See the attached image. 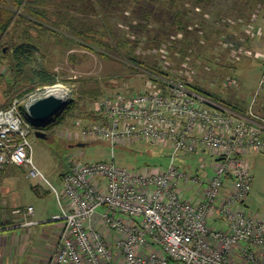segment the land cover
<instances>
[{
  "label": "built area",
  "instance_id": "obj_1",
  "mask_svg": "<svg viewBox=\"0 0 264 264\" xmlns=\"http://www.w3.org/2000/svg\"><path fill=\"white\" fill-rule=\"evenodd\" d=\"M251 27L248 22L249 34ZM252 56L263 71L244 115L178 76L159 78L154 89L98 99L92 110L97 120L78 122L75 135L112 149L121 141L163 142L172 148L171 163L163 170L132 172L113 161L81 163L69 157L62 194L34 162L30 138L36 121L28 107L48 96L52 86L38 96H14L0 107V172L19 167L26 179L45 182L57 198L60 211L51 221L60 228L45 264H264V203L257 211L246 205L252 182L246 156L264 153V116L254 109L264 98V50ZM236 83L230 77L226 86ZM68 96L69 91L63 102ZM179 151H208L211 173L200 176L175 165ZM12 211L23 225L40 222L30 218L33 206ZM211 216L225 226H210Z\"/></svg>",
  "mask_w": 264,
  "mask_h": 264
},
{
  "label": "rangeland",
  "instance_id": "obj_2",
  "mask_svg": "<svg viewBox=\"0 0 264 264\" xmlns=\"http://www.w3.org/2000/svg\"><path fill=\"white\" fill-rule=\"evenodd\" d=\"M63 2L45 3L40 6L46 12L44 16L34 17L25 6H17L13 0H0V27L10 20L6 34L0 39V49L4 50L0 52V107L20 94L23 99L38 96L46 86L55 83L67 89L70 102L74 101V107L63 119L37 126L41 129L35 130L44 132L45 137L34 133L30 137L34 162L60 193L69 157L81 163L113 161L132 172L163 170L170 165L172 148L163 142L121 141L112 149L104 141L75 135L77 124L91 122L89 115L101 97L154 89L155 84H160L148 75L151 69L156 72L155 67L161 66L168 73L157 78L182 77L218 98L220 105L230 102L247 112L263 67L261 61L251 56L262 51L263 46L261 39L257 43L254 39L242 41L243 30L247 29L246 16L251 12L250 17L255 15L254 28L256 24H264V0H205L200 5L191 0H84L76 3L77 8L62 5ZM176 12H181V16L177 17ZM59 15L71 18L69 22L74 18L75 26L84 31L86 38L77 40L63 27L56 29L54 24L59 22ZM178 19L188 30L177 28ZM48 23L56 26V31L46 28ZM173 43L175 48L170 49ZM20 44L29 45L30 51L18 66L14 50ZM97 46L104 55L93 49ZM179 49L183 51L178 52ZM130 56L138 60L140 67L130 66L127 58ZM40 70L54 81L39 79ZM230 77H237L234 86H226ZM261 101L264 98H259L254 109L264 116L259 107ZM211 161L208 151H179L174 157L175 165L200 176L211 173ZM246 161L252 175L246 205L257 211L264 203V153H251ZM20 170L24 176V170ZM11 175L15 182L11 190L15 203L33 204L43 214L37 218L40 222L34 230L30 233L23 230L20 235H31L27 258L33 262L27 264H40V258L54 242L56 230L53 231L51 215L60 211L59 205L45 182L34 190L25 176L8 174ZM213 219L209 217L210 226L222 222Z\"/></svg>",
  "mask_w": 264,
  "mask_h": 264
},
{
  "label": "crops",
  "instance_id": "obj_3",
  "mask_svg": "<svg viewBox=\"0 0 264 264\" xmlns=\"http://www.w3.org/2000/svg\"><path fill=\"white\" fill-rule=\"evenodd\" d=\"M257 12H259L258 9H257ZM250 16L246 18V19H249L247 21V23L252 22V24H253L254 21H251L252 18ZM246 26H247V24H246ZM243 31L245 32V35L243 36L242 41L245 42L246 40L254 39V40H257L256 41V43H257L261 39L262 40L261 46H263L261 48H263L262 50H264V24L263 23L256 24L255 28L253 29V31L250 34L247 31V29L243 30ZM239 49H241V48L239 47ZM240 51L242 52V50H240ZM245 51L247 52L248 49H246ZM251 57H253V56H251ZM262 71H263V67H261L260 73L258 75L256 84H255V87L258 84V80L262 74ZM236 79H237V77H236ZM259 107H261V111H262V109L264 107V101L260 102ZM18 169H19V167H16L14 165H8L3 171L0 172V264H27L28 261L33 262V260L30 257L27 258V254H28L27 246H28V243L30 242V236L31 235L29 236L28 234H26L23 237L20 235H22L21 233L23 230H25L26 233H30L31 229L34 230L38 224H36V225H23L21 217L19 215L13 213L12 210L14 209V207L33 206L34 214L30 218L37 220V218H40L43 216V214L41 212L38 213V211L36 210V208L34 207L33 204L25 205V204L15 203V201H14L15 197L14 196L12 197V192H11L15 182H14V179L12 178L13 176L12 175L8 176V174H10V173L16 174V175L19 174V176L24 177L22 172H20L21 168L19 169L20 171ZM29 182H30L31 188L34 190L37 186H39L41 184V182H39L37 180H32ZM55 198H56V196H55ZM56 200H57V198H56ZM55 213H58V212H55ZM55 213H53V214H55ZM217 219L218 218L214 217L213 220L215 222H217L216 221ZM218 220H220V219H218ZM221 221L222 220H220V222ZM53 223H54L53 224L54 225L53 231L56 230L54 232L55 236H53L54 242L50 247L51 249H49V251L47 253H44L42 255V257L40 258V264H45L47 262L50 254H51L50 252H52V249L54 247V243L56 241L57 233H58V230L60 228V223L59 222H53ZM221 224H219L218 227L221 228V226H224L223 222H221ZM24 260L26 263L24 262Z\"/></svg>",
  "mask_w": 264,
  "mask_h": 264
},
{
  "label": "trees",
  "instance_id": "obj_4",
  "mask_svg": "<svg viewBox=\"0 0 264 264\" xmlns=\"http://www.w3.org/2000/svg\"><path fill=\"white\" fill-rule=\"evenodd\" d=\"M15 3H16V5L17 6H22V7H26V9L29 11V13H31L30 15H32V16H34V17H40V16H44V14L46 13L45 12V10H42L41 8H40V6H42V7H44V4L45 3H47V2H51L52 0H13ZM84 0H64V2L62 3V5H68V7H74L75 6V8H77V4L76 3H78V2H83ZM173 1V0H172ZM194 4H197V5H200V4H202L205 0H191ZM254 7V6H253ZM252 7V8H253ZM82 8V7H81ZM83 10H87V8H83ZM254 11V10H253ZM177 13V17L178 16H181V12H176ZM253 12H251V13H249L246 17H249V15H251ZM66 16H64V15H59V22L57 23V24H54V25H57V27L56 26H54L53 25V27L51 26L52 24L51 23H48L47 25H49V27H46V28H48L50 31H52V32H54V31H56V29H60V28H58L59 26L60 27H63L64 29H66L67 31H69L71 34H74L75 36H76V38H78L77 40H79L80 38L79 37H82L81 39H85L86 38V36H85V33H83L84 31H81V30H79L76 26H75V24H74V22H73V20H74V18H72V20L69 22V20L71 19V18H69V19H67V17L65 18ZM8 21H10V20H8ZM6 22V23H4V24H2L1 25V27H0V29H1V31H0V39H2L3 37H4V35L6 34V28H7V26H8V23L9 22ZM178 26H177V28H182V27H184V30H188V26H186V25H183V24H181V21L178 19ZM55 27H56V29H55ZM3 34V35H2ZM81 34V35H80ZM175 42V41H174ZM31 45H33V43L31 44ZM107 45V47H109L110 46V44H105L104 46H106ZM32 47V46H31ZM175 47H174V43L173 44H171V47H170V49H174ZM97 53H99V54H103L104 55V52H101V51H98V46L97 47H95V48H93ZM4 50L3 49H0V52H3ZM17 54V59H18V66L19 65H22L23 64V62H24V56L26 55V53H29V51H30V47H29V45L28 46H26L25 44H20L19 46H17L16 47V49L14 50ZM181 51H183V50H181V49H179L178 50V52H181ZM4 55V54H3ZM128 59H129V61H130V66L133 68V69H136V67H138L139 65H138V60L135 58V57H127ZM140 67V66H139ZM156 72H153L152 71V69H151V71H149L150 72V74H148L149 75V77H150V79H153V80H156V81H158L159 80V78H157L156 76H167V72H165V71H163L162 69H161V66L160 67H155V69H154ZM37 77L39 78V79H41V80H48L49 82H53L54 80H53V78H50L51 76H49L45 71H38L37 72ZM160 81V80H159ZM188 86L189 87H191L194 91H196V92H198L199 94H201V95H203V96H205V97H207V98H211V100L212 101H214V102H217V103H219V99L218 98H215V97H212V95L209 93V92H207V91H205V90H203L202 88H200V87H198V86H196V85H191V84H189L188 83ZM30 89V88H29ZM27 91H29V90H27ZM22 94H20L19 96H21ZM220 104V103H219ZM223 106L224 107H226L227 109H230V110H232V111H234V112H237V113H239V114H242V115H244V114H246V112L243 110V108H241V107H238L237 105H233L232 103H230V102H224V104H223ZM74 107V101H72V102H68V104H67V107H66V111H65V115H66V113H68L69 112V110H71L72 108ZM262 112L264 113V107H263V109H262ZM64 117H62L61 119H63ZM89 118L91 119V121H96L97 120V117L96 116H94V114H93V112H91V114L89 115ZM60 119V120H61ZM39 125H43V126H45V124H38L37 122L35 123V128L37 129V128H40V127H37V126H39ZM47 125V124H46ZM41 129V128H40Z\"/></svg>",
  "mask_w": 264,
  "mask_h": 264
},
{
  "label": "water",
  "instance_id": "obj_5",
  "mask_svg": "<svg viewBox=\"0 0 264 264\" xmlns=\"http://www.w3.org/2000/svg\"><path fill=\"white\" fill-rule=\"evenodd\" d=\"M67 104L68 103L63 102L61 97L49 94L48 96L40 98L30 104L28 112L38 124L46 125L60 110L66 108ZM35 135L45 137V133L40 130H36Z\"/></svg>",
  "mask_w": 264,
  "mask_h": 264
},
{
  "label": "bare ground",
  "instance_id": "obj_6",
  "mask_svg": "<svg viewBox=\"0 0 264 264\" xmlns=\"http://www.w3.org/2000/svg\"><path fill=\"white\" fill-rule=\"evenodd\" d=\"M47 93L53 94L58 97H65L68 94V91L67 89H65L64 87L60 85H55V86L48 88ZM35 131H34V134H35Z\"/></svg>",
  "mask_w": 264,
  "mask_h": 264
}]
</instances>
